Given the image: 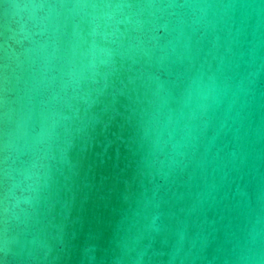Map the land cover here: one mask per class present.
<instances>
[{"label":"water","instance_id":"95a60500","mask_svg":"<svg viewBox=\"0 0 264 264\" xmlns=\"http://www.w3.org/2000/svg\"><path fill=\"white\" fill-rule=\"evenodd\" d=\"M0 264H264V0H0Z\"/></svg>","mask_w":264,"mask_h":264}]
</instances>
